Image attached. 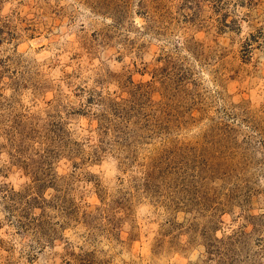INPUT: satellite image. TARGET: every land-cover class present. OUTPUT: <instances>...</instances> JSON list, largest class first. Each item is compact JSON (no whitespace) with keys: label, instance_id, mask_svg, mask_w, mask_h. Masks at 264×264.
<instances>
[{"label":"rangeland","instance_id":"rangeland-1","mask_svg":"<svg viewBox=\"0 0 264 264\" xmlns=\"http://www.w3.org/2000/svg\"><path fill=\"white\" fill-rule=\"evenodd\" d=\"M0 264H264V0H0Z\"/></svg>","mask_w":264,"mask_h":264}]
</instances>
